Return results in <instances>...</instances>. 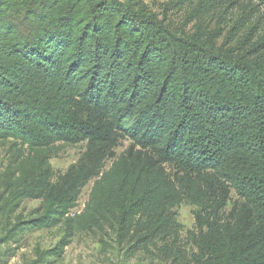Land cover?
<instances>
[{
  "label": "trees",
  "instance_id": "16d2710c",
  "mask_svg": "<svg viewBox=\"0 0 264 264\" xmlns=\"http://www.w3.org/2000/svg\"><path fill=\"white\" fill-rule=\"evenodd\" d=\"M192 8L228 20L225 36L202 18L194 32L174 28L144 0H0V242L63 223L48 254L99 230L128 259L264 264V0ZM79 143L57 174L58 145ZM26 201L40 202L28 217L17 213ZM184 203L190 256L178 246Z\"/></svg>",
  "mask_w": 264,
  "mask_h": 264
},
{
  "label": "rangeland",
  "instance_id": "374dc122",
  "mask_svg": "<svg viewBox=\"0 0 264 264\" xmlns=\"http://www.w3.org/2000/svg\"><path fill=\"white\" fill-rule=\"evenodd\" d=\"M148 7L159 14L166 16L168 22L174 28H184L187 32H194L197 22L202 17L193 13V4L196 0H144ZM238 10L235 9V13ZM215 13L206 15L202 18L204 26L208 29H214L218 26L224 28L225 33L229 28V21L224 20L219 23V18ZM216 15V14H215ZM219 39L222 42L224 37ZM130 144L128 139L121 141L115 149L117 154L124 151ZM86 149V143L76 145H58L50 163L57 174L65 172L70 165L76 163ZM8 144H0V167L8 159ZM110 165V162L108 163ZM93 185L90 181L82 190L78 200L77 207L72 211L80 213L88 198ZM237 199L235 193L232 194V200L226 210H230L234 200ZM40 206L39 201H26L17 213L28 217L31 212ZM194 207L188 203L180 205L177 209V219L180 223L179 247L190 254L195 250L190 239V232L195 230V218L193 215ZM66 227L63 223L52 228L26 229L12 240L5 243L0 242V264H31L37 261V264H178L166 254L153 250L152 253L140 252L134 257L128 259L125 255L123 245L114 241L109 231H84L77 232L69 237V244L64 248L60 256L52 255L62 238L66 237ZM0 232V239L2 238ZM48 251L52 252L48 254ZM47 255L45 259H40V255Z\"/></svg>",
  "mask_w": 264,
  "mask_h": 264
}]
</instances>
